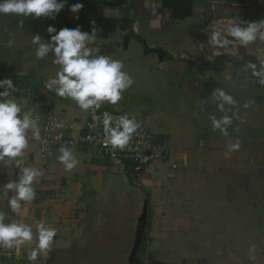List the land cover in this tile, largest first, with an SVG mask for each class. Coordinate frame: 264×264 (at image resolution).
I'll list each match as a JSON object with an SVG mask.
<instances>
[{"label": "crops", "instance_id": "crops-1", "mask_svg": "<svg viewBox=\"0 0 264 264\" xmlns=\"http://www.w3.org/2000/svg\"><path fill=\"white\" fill-rule=\"evenodd\" d=\"M75 3L83 8L72 14ZM101 18V24L117 20L100 28L93 46L122 60L135 81L117 105L102 106L143 119L166 140L169 158L151 162L145 187L138 188L97 148L67 146L79 163L66 171L57 160L59 149L42 155L39 140L30 139L23 159L44 173L32 185L36 198L14 214L0 198V210L31 224L34 240L0 247V264H264V85L247 68L264 62V42L227 48L208 43L214 30L226 31L230 22L264 19V0H190L184 18H175L162 0H68L55 19L0 14V79L18 86L14 96L25 111L50 112L76 126L87 120L75 102L45 87L59 66L51 55L36 60L31 39H47L49 25L89 31L87 23ZM216 89L236 104L221 111ZM224 115L232 117L227 136L209 120ZM237 141L239 149L229 151ZM17 171L0 162V185ZM144 204L145 225L132 261ZM41 220L57 236L31 262L27 256Z\"/></svg>", "mask_w": 264, "mask_h": 264}, {"label": "clouds", "instance_id": "clouds-1", "mask_svg": "<svg viewBox=\"0 0 264 264\" xmlns=\"http://www.w3.org/2000/svg\"><path fill=\"white\" fill-rule=\"evenodd\" d=\"M68 0H0V14L15 15L22 18H52L65 8ZM83 8L82 3H75L69 7L72 14H77ZM79 19L78 15H74ZM24 19L19 21L22 28ZM91 31H84L82 26L75 28L63 27L57 30L49 25L48 38L40 34H33L31 43L35 46V59L44 60L50 55L54 57L52 63L59 68L55 76L46 81L45 87L54 91L56 96L67 98L75 102L76 106L92 115L95 124L102 125L104 146L123 151L130 144L134 134L138 133L140 124L128 114L113 117L105 112L104 118L96 113L107 102L117 105L123 98V93L135 83L133 77L125 70L122 60L113 59L109 55L101 54L99 47H94L97 33L101 31L95 20L90 21ZM229 37L232 39L230 40ZM264 42V19L259 21L230 22L226 31L214 30L208 40L214 48H227L230 44L239 43L247 47L254 42ZM14 41L9 40L8 46L13 47ZM247 68L252 70L253 76L259 77V83L264 85V62L259 67L249 62ZM230 79V77H229ZM0 162L4 166H14L18 169L16 178L0 185V198L7 201L11 213H17L23 203H30L36 198L32 187L44 173L27 165L23 159L30 139L40 140V117L31 111H25L14 93L19 88L9 77L0 79ZM214 99L218 100V108L225 111V105L233 106L236 101L222 89H216ZM245 107H248L245 104ZM213 130L227 136V128L232 124V117L224 115L220 118L209 116ZM56 127H62L57 124ZM29 132L31 137H29ZM229 151L239 149V141L228 146ZM59 163L66 171L74 169L79 161L73 151L67 146L59 148ZM9 221V222H6ZM55 228L47 226L46 221H39L36 225V247L27 256L31 262L37 260L40 252L50 250ZM34 240L33 227L29 223L9 213L0 210V247L9 250L19 248L26 242ZM256 246L249 250V258Z\"/></svg>", "mask_w": 264, "mask_h": 264}, {"label": "built area", "instance_id": "built-area-1", "mask_svg": "<svg viewBox=\"0 0 264 264\" xmlns=\"http://www.w3.org/2000/svg\"><path fill=\"white\" fill-rule=\"evenodd\" d=\"M105 112L114 118L125 115L122 112L109 110L103 106L97 111L96 115L101 117L102 120ZM39 117L41 137L39 149L42 155L51 154L61 146L78 147L87 145L97 148L105 156L118 163L127 174L131 184L138 188L145 187L146 173L151 162L165 163L169 158V150L165 140L158 134L151 132L143 119L139 117L129 115L130 118L136 119L140 124V128L123 151L112 149L110 145L107 148L104 146L105 137L102 125L95 124L90 113H88L87 120L78 126L75 123H63L50 112ZM57 124H61L62 127H56ZM74 129L77 130L74 136L67 135L68 130Z\"/></svg>", "mask_w": 264, "mask_h": 264}, {"label": "trees", "instance_id": "trees-1", "mask_svg": "<svg viewBox=\"0 0 264 264\" xmlns=\"http://www.w3.org/2000/svg\"><path fill=\"white\" fill-rule=\"evenodd\" d=\"M163 5L168 6L172 9L173 16L175 18H184L190 13V0H162ZM95 20L96 26L98 28H103L105 26L111 25L112 21L117 20V18H109L107 23L101 24V20L91 19L90 21ZM88 22V21H87ZM89 31H91L90 22L87 23Z\"/></svg>", "mask_w": 264, "mask_h": 264}, {"label": "water", "instance_id": "water-1", "mask_svg": "<svg viewBox=\"0 0 264 264\" xmlns=\"http://www.w3.org/2000/svg\"><path fill=\"white\" fill-rule=\"evenodd\" d=\"M145 219H146V204H144L143 209H142V214L140 216L141 224L138 227L137 239H136V242H135V246L133 248V251H132V257H131L132 258L131 259L132 261L135 258V253L137 251V248H138V245H139V242H140L142 233H143V229H144V225H145Z\"/></svg>", "mask_w": 264, "mask_h": 264}, {"label": "rangeland", "instance_id": "rangeland-1", "mask_svg": "<svg viewBox=\"0 0 264 264\" xmlns=\"http://www.w3.org/2000/svg\"><path fill=\"white\" fill-rule=\"evenodd\" d=\"M14 29H15V25H14ZM1 31H2V30H1ZM9 31H11V30H9ZM26 80H29V79H26ZM29 81H30V80H29ZM29 81L26 82V83H27V84L30 83ZM21 84L25 85V84L22 83V82H21ZM27 84H26V85H27ZM239 116H241V114H240ZM242 122H243V124H244L245 126H247V125H249L250 120H249V119H244ZM245 126H244V127H245ZM148 129H149V128H148ZM149 130H150L151 132L155 133V134H159V133L153 131L152 129H149ZM263 131H264V130H263ZM244 132H245V130H244ZM243 139H244V138H243ZM164 140H165V139H164ZM165 142H166V140H165ZM166 144H167V142H166ZM167 146H168V144H167ZM168 150L170 151V148H169ZM158 163H159V162H158ZM161 164H165V163H161ZM148 167H149V166H148ZM147 170H148V169H147Z\"/></svg>", "mask_w": 264, "mask_h": 264}]
</instances>
